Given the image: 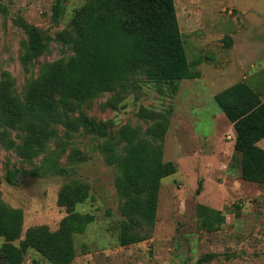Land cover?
<instances>
[{"label": "rangeland", "instance_id": "374dc122", "mask_svg": "<svg viewBox=\"0 0 264 264\" xmlns=\"http://www.w3.org/2000/svg\"><path fill=\"white\" fill-rule=\"evenodd\" d=\"M87 1L60 0L62 11L54 19L55 0H0V82H11L13 96L25 101L29 84L50 62L74 55L71 20ZM174 4L194 75L170 84L152 81L139 69L66 110L73 123L80 115L93 117L106 137L86 127L49 123L52 133L44 138L43 152L28 157L27 131L37 121L28 116L14 128L0 124V198L22 213L16 245L29 228L59 227L67 214L58 203L59 191L78 181L87 186V196L75 210L92 214L93 220L73 234L70 264H264V188L241 177L240 154L230 145L234 129L214 100L217 92L241 81L264 98V0ZM24 24L48 43L38 56L24 55ZM155 121L166 125L161 141L151 129ZM140 138L160 143L161 161L174 162L176 170L160 178L150 233L123 244L120 221L126 215L116 188L117 169L102 148L109 143L124 154L127 140ZM257 143L264 148V137ZM51 154L69 170L67 175L17 173L16 185L7 182V167L30 170ZM3 241L0 236V245ZM21 264L53 263L28 247Z\"/></svg>", "mask_w": 264, "mask_h": 264}, {"label": "trees", "instance_id": "16d2710c", "mask_svg": "<svg viewBox=\"0 0 264 264\" xmlns=\"http://www.w3.org/2000/svg\"><path fill=\"white\" fill-rule=\"evenodd\" d=\"M61 11L60 0H55L53 18H58ZM24 28L27 32L23 40L24 55L26 58L38 56L48 43L40 39L32 26L24 24ZM69 39L74 45V55L67 61L50 62L43 74L29 84L25 101L11 94L9 80L0 82V124L14 128L16 122L25 121L28 116L37 121L27 131L31 145L26 147L28 157L43 152L44 138L52 133L49 123L63 122L73 129L86 127L99 137H106L108 132L93 117L80 115L73 123L66 110L73 111L75 101L82 102L110 89L132 72L142 69L150 80L170 84L194 75L174 0H88L71 20ZM214 100L233 125V148L240 154L241 177L264 188V148L257 143L264 137V98L241 81L217 92ZM165 128L163 122L153 123L151 129L158 134L157 140L161 141ZM125 145L124 154L109 143L103 145L102 152L106 161L117 169L116 188L126 215L120 221V240L129 244L150 233L160 178L174 172L176 164L161 161L160 143L154 145L140 138L135 142L128 139ZM68 171L51 154L30 170L7 167L5 178L16 185L17 173L67 175ZM86 196L87 186L83 182L64 184L58 203L66 208L67 214L59 227L56 230L45 225L29 228L20 245L13 241L21 235V210L0 198V236L4 238L0 245V264H21L28 247L53 264H70L75 253L73 234L83 232L93 220L92 214L75 210V205ZM198 208V213L204 215L202 206ZM208 224H212L209 219Z\"/></svg>", "mask_w": 264, "mask_h": 264}, {"label": "crops", "instance_id": "0c3cea01", "mask_svg": "<svg viewBox=\"0 0 264 264\" xmlns=\"http://www.w3.org/2000/svg\"><path fill=\"white\" fill-rule=\"evenodd\" d=\"M231 127L233 128L232 123L230 122ZM234 135V134H233ZM234 140L231 141L230 145L233 146Z\"/></svg>", "mask_w": 264, "mask_h": 264}]
</instances>
